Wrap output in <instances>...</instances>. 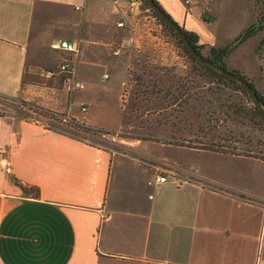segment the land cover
<instances>
[{
	"label": "crops",
	"instance_id": "obj_1",
	"mask_svg": "<svg viewBox=\"0 0 264 264\" xmlns=\"http://www.w3.org/2000/svg\"><path fill=\"white\" fill-rule=\"evenodd\" d=\"M158 1L200 43L217 47L212 0ZM216 1L240 4L233 10L243 15L241 32L254 22L257 0ZM120 17L114 0H0V264H264V153L198 139L196 130L167 132L162 121L140 119L132 100L125 105L133 44L113 54L128 36ZM259 33L228 66L264 94L255 81L259 68L264 79ZM62 40L80 41L75 68L84 89L40 75L67 57L51 47ZM24 102L124 130L126 149L28 119ZM173 170L178 176L149 183ZM13 175L39 196L24 193Z\"/></svg>",
	"mask_w": 264,
	"mask_h": 264
},
{
	"label": "rangeland",
	"instance_id": "obj_2",
	"mask_svg": "<svg viewBox=\"0 0 264 264\" xmlns=\"http://www.w3.org/2000/svg\"><path fill=\"white\" fill-rule=\"evenodd\" d=\"M217 2L212 0L211 3L218 11L213 12L210 28L218 35L217 47L220 48L230 45L243 33V15L240 11L233 10L240 7L239 3L234 8L226 6L223 9L228 1H222V7ZM261 9L264 12V0H257L258 13ZM134 22L135 30L128 31V35L134 37L131 43L133 63L122 90L124 104L132 100L140 119L162 121L167 132L176 130L178 133L183 131L192 135L193 130H196L198 139L207 135L209 140L234 145L238 143L244 149L264 153V122L253 117L254 103L250 96L238 88L221 85L199 70L143 0L134 16ZM259 35V32L252 35L236 47L226 59L227 65L230 61L237 63L245 55V45ZM208 52L206 49L205 53ZM259 69V76L255 81L264 83L261 76L263 71ZM24 106L28 109L25 115L28 119H41L48 127L54 126L72 135L84 137L100 147L119 151L126 149V145L119 142L123 133L115 141L108 140L98 133L91 134L71 125L69 119L53 120L45 112L35 111L29 105ZM173 172L174 176H178L176 171Z\"/></svg>",
	"mask_w": 264,
	"mask_h": 264
},
{
	"label": "trees",
	"instance_id": "obj_3",
	"mask_svg": "<svg viewBox=\"0 0 264 264\" xmlns=\"http://www.w3.org/2000/svg\"><path fill=\"white\" fill-rule=\"evenodd\" d=\"M155 1L158 5H160L162 7L163 10H165L164 7L161 5V3L158 0H155ZM143 2L147 7L151 8L150 5L145 0H143ZM263 11H264V9H263ZM153 13L161 20V22L164 24L166 29L169 30V32L172 34L174 39L177 41L178 45L182 48V50L185 52V54L187 56H189V58L194 62V64L196 65V67L199 70L205 72V74L209 75L214 81H217L221 85L238 88V89L242 90L243 92H245L247 95H249L239 83H237L233 80H230L226 76L221 75L220 73L210 69L209 67H206L205 65H203L202 63L197 61L191 55V53L186 49L183 42L180 40L178 35L172 30V28L169 27L166 23H164L163 20L154 11H153ZM181 28L186 33L191 44L205 58H207L208 60H210L211 62H213L216 65H219V66H221V67H223V68H225V69H227L233 73H236V74L242 76L246 81H248L250 86L256 92L260 102L264 106V94L259 92V90L256 88V85L254 84L253 80L250 79L249 77H247L244 73H240V72L230 68L226 63V59L231 55L232 51L236 47H238L242 42H244L246 39H248L249 37H251L252 35H254L258 32H264V12H262V9L260 10L259 13L256 10L255 15H254V22L251 24V26H249L247 29H245L243 31V33L236 39V41H234L233 43H231L230 45H228L226 47H220V48L214 47V46L208 47L207 45L200 43V37L196 32H194L192 30H188L184 26H181ZM206 49L209 50L208 53H205ZM256 54H257L259 59H263V57H264V38L261 41L260 45L258 46ZM24 104L29 105L30 107L34 108L35 111L40 110L41 112H45L47 114V116L51 117V119H53V120L61 121L64 118V116H62V114H60L58 112H54V111H50V110H44L42 108H39L38 106L28 104L26 102H24ZM252 110H253V112H252L253 117L254 118L257 117L264 122V112L261 111L260 109H258L257 107H255L254 105H252ZM69 120L71 121V125H75V127L83 128L85 131H87L91 134H95L98 131L103 129V128H98V127H94L92 125L86 124L85 122L76 121L75 119H69ZM49 128L58 129L57 127H54V126H49ZM76 137H79V136H76ZM79 138L82 140L88 141L84 137H79ZM92 144L96 145L94 143H92ZM12 178L15 181V183L23 189L24 193L29 194V195H35L36 197L39 196L40 190L38 187L29 186V185L21 183V182H19V180L14 175L12 176Z\"/></svg>",
	"mask_w": 264,
	"mask_h": 264
},
{
	"label": "built area",
	"instance_id": "obj_4",
	"mask_svg": "<svg viewBox=\"0 0 264 264\" xmlns=\"http://www.w3.org/2000/svg\"><path fill=\"white\" fill-rule=\"evenodd\" d=\"M186 6H193L197 3L198 0H182ZM121 17L117 22L118 28H124L129 32H133L136 28V24L134 22V16L138 9H140L142 0H114ZM77 9H80L78 6ZM134 41L133 35H128L125 39H123L120 44L114 49L113 54L116 56L121 55L122 49L124 46L131 44ZM51 47L53 49L62 50L67 54V57L64 59L56 67H49L42 69L40 75L44 79L55 78L56 76L62 75L64 77V82L70 91H74L77 89H84L85 83L79 80L76 77V68L75 61L80 52V41H69L62 40L58 42H53ZM108 77V74L105 75ZM6 96L0 93V114L3 113V106L5 105ZM82 110L86 111L87 107L82 106ZM103 138L108 140L115 141L120 134L123 133L121 130H107L102 129L97 132ZM91 143L90 141H88ZM92 144V143H91ZM100 146V145H96ZM168 173H172L175 175L173 171H167V174L158 173L155 178L149 181L150 184L153 183H163L168 181Z\"/></svg>",
	"mask_w": 264,
	"mask_h": 264
},
{
	"label": "water",
	"instance_id": "obj_5",
	"mask_svg": "<svg viewBox=\"0 0 264 264\" xmlns=\"http://www.w3.org/2000/svg\"><path fill=\"white\" fill-rule=\"evenodd\" d=\"M150 7L153 9V11L163 20L164 23H166L169 27L172 28V30L178 35L180 40L183 42L186 49L191 53V55L200 63L205 65L206 67H209L210 69L220 73L223 76H226L230 80H233L237 83H239L244 90L249 94L251 100L253 101L255 107L260 109L264 112V106L260 102L256 92L254 89L250 86L249 82L246 81L242 76L233 73L219 65L214 64L207 58H205L201 53L197 51V49L191 44L189 41L186 33L181 28L180 24L174 20L165 10L162 9L160 5L156 3L155 0H145Z\"/></svg>",
	"mask_w": 264,
	"mask_h": 264
}]
</instances>
